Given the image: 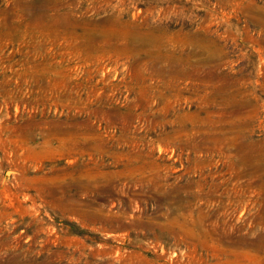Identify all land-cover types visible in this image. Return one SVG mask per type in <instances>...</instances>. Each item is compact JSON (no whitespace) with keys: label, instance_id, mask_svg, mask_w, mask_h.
I'll return each mask as SVG.
<instances>
[{"label":"rangeland","instance_id":"374dc122","mask_svg":"<svg viewBox=\"0 0 264 264\" xmlns=\"http://www.w3.org/2000/svg\"><path fill=\"white\" fill-rule=\"evenodd\" d=\"M0 264H264V0H0Z\"/></svg>","mask_w":264,"mask_h":264}]
</instances>
